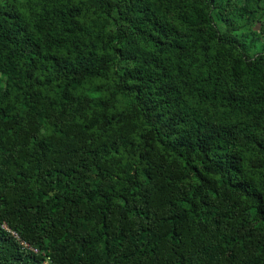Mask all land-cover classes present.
Wrapping results in <instances>:
<instances>
[{"label":"trees","instance_id":"obj_1","mask_svg":"<svg viewBox=\"0 0 264 264\" xmlns=\"http://www.w3.org/2000/svg\"><path fill=\"white\" fill-rule=\"evenodd\" d=\"M0 264H264V0H0Z\"/></svg>","mask_w":264,"mask_h":264}]
</instances>
